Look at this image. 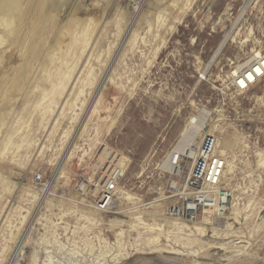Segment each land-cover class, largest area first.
<instances>
[{
    "label": "rangeland",
    "instance_id": "1",
    "mask_svg": "<svg viewBox=\"0 0 264 264\" xmlns=\"http://www.w3.org/2000/svg\"><path fill=\"white\" fill-rule=\"evenodd\" d=\"M31 1L29 37L22 28L0 45V264H217L212 240L243 249L218 264L264 263V78L231 85L264 51V0H145L138 12V0ZM195 116L201 134L231 142L232 198L219 222L202 223L194 257L150 252L188 241L168 220L202 222L165 215L178 175L167 154Z\"/></svg>",
    "mask_w": 264,
    "mask_h": 264
},
{
    "label": "built area",
    "instance_id": "2",
    "mask_svg": "<svg viewBox=\"0 0 264 264\" xmlns=\"http://www.w3.org/2000/svg\"><path fill=\"white\" fill-rule=\"evenodd\" d=\"M249 65L254 66L244 67L243 71L247 72L243 76L235 80L232 77L231 85L235 90L245 91L264 78V51L259 50L258 55L254 54ZM193 148V156L180 153L173 163L178 168V175L171 184L174 197L168 204L165 215L194 223L208 215V209L215 221L224 216L233 193L224 184L227 159L217 150V137L211 132H204ZM184 158H189L190 162L185 163ZM119 171V168H115L103 179L100 194L94 202L96 209L108 210ZM34 179L39 181L41 175L36 174Z\"/></svg>",
    "mask_w": 264,
    "mask_h": 264
},
{
    "label": "bare ground",
    "instance_id": "3",
    "mask_svg": "<svg viewBox=\"0 0 264 264\" xmlns=\"http://www.w3.org/2000/svg\"><path fill=\"white\" fill-rule=\"evenodd\" d=\"M144 1L145 0H138L132 6L133 7L132 8L133 11L138 12L139 9L141 8L142 4L144 3ZM34 2L31 1V0L29 2H28V0H0V45L5 43V46H10L13 43L16 44V43L20 42L19 40L22 39L23 35H24V34H22L23 33L22 28H26L27 29L25 35H28V37H29V33L33 31L32 29L30 31L29 24H31V23H33V25H36V23L38 24V22H36V23L35 22H31V20H30V22H27V16L29 15V18H31L30 16L32 15L33 6H35ZM248 2L246 1V4H244L243 7L241 8L240 15H241V13L245 12L244 10L246 9V7L248 5ZM20 25H21V27H20ZM30 27H32V25ZM17 28H18V30H17ZM228 36H229V33L226 34L223 37V39L220 42L219 48L216 50L215 53H217L218 50L222 48V46L225 43V41L227 40ZM25 38H24V40H25ZM58 38H60V37H58ZM26 40H28V39H26ZM26 40H25V42H26ZM56 42L58 43L59 40H57ZM25 45H23L24 48H27V46L25 47ZM79 49H81V48H79ZM75 50H78V49H75ZM26 51H28V48H27ZM0 53H1V51H0ZM254 54L258 55L259 51H257L256 53L254 52ZM253 55H251V56H253ZM250 61H251V59H247L242 64H239V66H238L240 68L239 72H238L237 69H235V70H233L231 72V75H232V77H234V80L239 78V76H243L247 72V70L243 71L244 67L251 68V67L254 66V65H252V66L249 65ZM203 112L204 111H201L200 113L205 116V114ZM196 121L198 122V124L196 125L197 126L196 130H193L191 127L188 128L189 125L192 122H196ZM201 125H202L201 117L196 119V116H195V117H192L190 119V121L188 123V127L183 129L184 131H182L181 137L179 136L178 142L175 144V146L173 145L172 150L167 154L168 158L166 159V165H165L166 168L171 169V164L175 161L176 157L179 155V152L185 153L188 156H193L194 155V150H193L194 148L192 149V146H194L193 138H195L196 134H198V135L200 134V136H202L201 130H198ZM230 143L231 142L229 140H227V139H223V141L220 144L217 141V150H218V147H219L218 151L224 154V151L226 150V148H229ZM228 164L229 163H228V160H227V165ZM259 164H264V159L260 158ZM259 208H260V210H259L260 213H259L258 218H257L258 221H259V222L257 221V223H258L257 226L261 229V227L264 226V203H262V205ZM206 211L208 212V215H206L202 219V222L194 224L192 226L179 223V222H177L175 220H171V221L168 220V222H169L168 225L170 227H173V228L177 229L178 231L186 230L187 235L186 234L185 235H186V238L189 237L188 241H186V243L181 242V243H179L177 245H172L170 248L162 247L160 244H156V245L148 247L149 249L153 250V251H150V252L167 250V251H163V252H167V253L176 255V257L184 256V255H189V256L191 255L192 257H194L198 253V249H194V247L192 246L193 242H196V241L202 242V241H200L201 238L198 237V236L199 235L201 236V235L205 234L206 228H205L204 225L206 223L214 222L212 220V218H211V210L207 209ZM236 214H235V216H236ZM215 221L219 222L220 219H216ZM228 224L230 225V223H228ZM226 228H228V227H226ZM219 230L220 229L214 230L216 232V236L219 233ZM226 245H227V243H225V242L222 243V242H217V241H213V240L206 243L207 251L208 250L212 251V254L214 256H216L215 258L217 260L216 259L215 260H216L217 264L220 263L223 260L230 259L233 256V252H236V254H237V253H240L243 250V249H235V250H233V249L231 250L230 249V250H228L226 248ZM213 249H215V250H213ZM228 253H229V255H227Z\"/></svg>",
    "mask_w": 264,
    "mask_h": 264
},
{
    "label": "water",
    "instance_id": "4",
    "mask_svg": "<svg viewBox=\"0 0 264 264\" xmlns=\"http://www.w3.org/2000/svg\"><path fill=\"white\" fill-rule=\"evenodd\" d=\"M262 264H264V263H262Z\"/></svg>",
    "mask_w": 264,
    "mask_h": 264
}]
</instances>
